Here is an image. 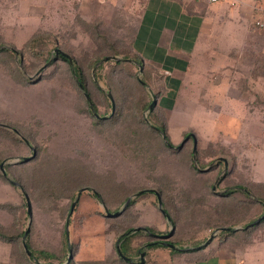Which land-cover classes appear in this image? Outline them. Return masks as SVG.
I'll use <instances>...</instances> for the list:
<instances>
[{
	"label": "rangeland",
	"instance_id": "1",
	"mask_svg": "<svg viewBox=\"0 0 264 264\" xmlns=\"http://www.w3.org/2000/svg\"><path fill=\"white\" fill-rule=\"evenodd\" d=\"M145 1L0 0V46L13 50L15 56L14 64L10 60H0V131L15 130L21 140L18 144L15 141L8 144L4 141L7 137L0 132V231L6 236H15L29 229L27 240L33 224L32 246L54 249L59 245L67 216L64 219L59 210L44 208L42 201L32 198L28 199L31 207L29 219L24 212L26 207L22 205L23 195L18 182L31 179L33 170L45 169L48 173L58 170L56 161L64 158L80 160L85 169L90 168L102 175L114 174L116 182L122 184L129 197L137 192L131 189L132 186L151 188L158 179H168L171 184L166 189L170 200L179 216L184 217L178 226L182 229V223L187 222L189 204L197 205L195 207L199 209L203 206L199 207L201 202L205 204L203 207L210 209L223 207L226 209L224 220L228 208L233 207L236 201L225 200L223 196L222 202V195L233 193L240 197L243 188L253 200L256 195H264V27L258 28L254 24L255 19H260L256 15L264 12V0H254L256 12L244 44L240 43L241 48L237 41L227 40V36L223 38V32L230 35L233 29L239 31V24L226 21L223 29V21L215 23L219 37L210 40L204 50L209 55L207 67L196 66L192 61L195 58H192L191 65L187 62L180 79H175L177 72L165 73L159 63L148 61L139 49L142 44L148 48L153 45V41L144 40L143 32L138 29L141 25L147 26L150 17L149 12L147 20L141 24ZM218 8L215 4L211 9L217 11ZM41 31H50L57 41V46H53L51 51L50 62L56 57L54 50L57 48L82 67L91 95L90 100L87 97L89 102L84 91L80 89L82 92L78 93L64 61L56 60L45 66L41 58L35 59L30 55L26 45L33 35ZM39 42L45 45L43 41ZM237 45L238 49L230 52V47ZM226 53L230 55L229 61L216 63L223 61ZM130 54H137L143 66L138 68L123 63L112 66L113 61L125 59ZM105 57H116L117 60L104 61L96 67ZM96 58L98 61L91 66ZM13 65L23 80L15 77ZM142 75L146 80L143 90L137 83ZM174 79L178 85L169 89ZM152 80L158 83L157 87L152 88ZM142 91L150 96L160 93L154 100L164 114L160 115L161 121L174 148L183 141L185 133H193L197 140L195 163L193 156L188 157L193 148L191 141L187 140L179 154L167 155L169 152L163 147L159 154L161 162L154 174L157 180L147 177V171L142 173L135 161L137 159L125 154V148L121 147L127 133L136 135L137 128L141 126L140 116L148 123L149 106L140 116L137 111L140 103L146 101L141 97ZM108 94L114 101V112L118 118L115 116L111 123L99 124L97 129L92 105L99 115L110 118L114 112H111ZM125 130L129 131L124 133ZM21 137L29 142L35 151L33 158L40 159V163L51 158L48 166L37 163L32 166L29 161L33 158L22 162V158L31 156L32 152ZM152 140L156 144L155 139ZM162 143L165 145L164 140ZM222 159L230 169L227 174ZM19 164L26 165V168ZM204 169L207 170L201 171ZM82 189L86 190L79 195L86 196L74 215L75 226L82 221L86 230L97 233L102 221L96 220L85 198L92 200V191ZM79 190L67 195H74V199ZM153 198L144 197L138 203L142 227L164 229V221L156 211ZM68 202V199L61 202V209ZM250 208L256 209L253 204ZM191 211L194 213V208ZM195 215L199 217L197 213ZM236 220L233 221L237 225L233 227L240 224ZM192 226H195L193 221ZM79 231V227L71 229L69 221V239L75 240ZM22 237L17 238L14 244L0 238V255L6 249L5 255L9 256L11 245L14 251L20 252ZM111 238L106 236L105 240L111 241Z\"/></svg>",
	"mask_w": 264,
	"mask_h": 264
},
{
	"label": "trees",
	"instance_id": "2",
	"mask_svg": "<svg viewBox=\"0 0 264 264\" xmlns=\"http://www.w3.org/2000/svg\"><path fill=\"white\" fill-rule=\"evenodd\" d=\"M39 41H43L45 45L43 46ZM53 46H57V41L56 38L52 35V33H50V31L48 32L41 31L40 33L33 35L26 45L30 55H33L35 59L41 58L45 64L49 61L51 51L53 50ZM5 59L7 61L10 60V62L14 64L15 63L14 52L13 50L7 48L6 46H0V60L5 61ZM56 60L64 61L68 65V69L70 70L72 76V83L76 86L78 93L84 91L90 100L91 95L90 92L87 90V86L85 83L86 81L84 80V76L82 74L83 73L82 67L79 64H77V62L74 61L73 58H71V63H69L68 60L61 55H57L54 58V60L50 62L49 65H51ZM96 61H98V58L92 61L91 66H93L96 63ZM120 63L131 65L133 67H138V68L143 66V63L140 57L137 56V54L136 55L130 54L125 59L113 61L112 66H118V64ZM13 66H14L13 73L15 77H17L18 80H21L22 75L20 74L19 70L15 68V65ZM96 70H98V68ZM94 83L96 84L95 81ZM137 83L140 86V89L143 90L144 85H146V80L144 75H142L141 79L139 80L137 79ZM80 86L82 89L80 88ZM96 89L98 92L99 88L96 87ZM142 93L143 94L141 95V97L145 98L146 101L140 103L141 104L140 109L137 110L139 112V116L140 114H142V112H144L148 108L149 105H151L153 101V104L151 105L148 111V115L146 117V119L148 120L147 122L149 124L144 122L141 119L142 116H140L139 123L141 126L137 128L138 131L136 135H132V133L128 134L127 132L129 130L127 131L125 130L124 133L126 132L127 135L124 136L123 142H121V147L123 149L125 148L124 149L125 154H129L131 158L137 159L135 161L139 164V168L140 170H142V173L145 174L148 172L146 174L147 177L151 176L157 180L158 178H156L154 174L156 173V170L159 168V164L161 162L159 157V154L161 153V149L163 147L166 148V151L169 152L167 153V155L174 154L173 152L178 153L180 151H183V146L188 141L192 142V140L189 139L188 141H186L181 148L178 149L174 148L169 142V139L166 135L165 124L164 122L161 121L160 115L163 116L164 114H162L159 111L160 108L159 104L158 103L156 104V100H154L159 96L160 93H156L151 96L147 93L145 94L143 91ZM139 101L136 102L137 105ZM92 106H93L92 107L93 112H95L94 114H92L93 121L95 122L97 129H99L100 126L99 124L102 123L105 124L106 122L111 123L114 120L115 116L118 118L117 112H114V114L108 119L104 118L105 115L103 116L99 115L96 112V108H94V105ZM1 134L4 137L5 136L7 137V139L5 138L4 141L5 142L7 141L8 144H12L14 141L15 144H18L17 142H21L20 137H18V135L14 132L3 131L1 132ZM187 134L189 133L184 134V138L187 136ZM24 135L25 134H23V137H25ZM151 137L155 139L154 141L156 142V144L153 143ZM163 140L165 145H163L162 143ZM188 157L189 158L192 157V152L188 154ZM49 159L51 158L48 157L46 161L40 163L39 162L40 159L33 158L32 160L29 161V164L35 166V163H37L42 166H48V161H51ZM18 166H23L24 168H26V165L24 164H19ZM55 168H58V170H53L52 173L51 172L48 173L47 170H45L44 168H43L44 170L42 169L41 170L38 169L35 171L33 170L31 179L29 180L23 179L22 181L19 180L18 188L21 190V194L23 195L22 205L24 207H26L24 196H26L29 200L30 199L32 200V198L33 199L37 198L39 201H42L41 203L44 206V208H50L51 210L52 209L59 210L60 213L64 215V219H65L70 207V202L74 197V195H67L68 192L71 193L72 191L82 188L90 189L92 191L91 198L95 201L97 200L102 202L109 213H115L117 210H119L120 206L129 197V194H126L125 190L123 189L122 184L116 182V177L114 174L107 173L102 175L96 173L95 171H92V169L90 168H89L90 170L85 169V165L80 163V160H76L75 158H64L57 160ZM229 171L230 169L227 168L225 174L229 173ZM158 180L156 181V184L151 188H146L142 185H136V186H132L131 189L136 190L137 191L136 193H138L139 191L153 189L160 195L162 210L167 214L170 220V224L174 228V232L173 234H171L170 238L166 240V244L181 246L185 248L181 250L172 249L171 253L173 254L188 252L186 251L187 248L197 247L206 240V236H204L202 239H193L191 237L190 238L178 237V235H180L181 232H185L184 229L185 227L189 233L191 232L194 233L195 231L197 232L198 230L201 231L203 229H208L209 231L207 233L208 235L209 233L213 232L215 229L218 228L227 229L233 227L234 225H237L234 223L233 221L234 219H237L236 220L237 223H240L239 226L246 227L264 214V195H256V199L253 200L248 195V193L245 192V189L243 188L244 192L242 195H240V197H238V195H233V193H230L229 195H222V197L223 196L225 197L224 198L225 200L228 199L231 201L232 199H235L236 201L233 207L228 208L227 215L224 216L223 221L219 219V213H220L219 211H221V208L223 209V207L210 209L203 207L205 206V204L201 202V205H199V207L201 208V206L203 205L202 206L203 210L201 211V213H199V210H201L202 208L199 209L198 207H195L197 205L192 206L189 204L187 205L188 213H187V218L185 219L187 221L186 222L187 225L183 222L182 225L184 228L180 229L178 226L181 222V219H184V217L182 218V216H179L178 214L179 212H177L172 201L170 200V195H168L169 191L166 189L168 185L171 184V182L168 181V179L166 180L162 178ZM148 182L150 183V181ZM147 194L149 193H142L136 196L135 199L129 202L125 210L119 216L106 217L101 212H98L102 217H104L105 222L108 225V230H110L115 234L116 240L117 242H119L120 252L126 258H131V259L137 258L139 254L142 251H144V249H152L156 247L167 248L166 246L155 245L154 242H156L157 238L149 235V234L165 235L168 233L167 229H165L162 232H157L154 228L144 227L146 233H143V231L140 230L131 235L122 237L123 234L128 233L129 231H131L136 227H139L137 225L139 216L136 213H133L132 209L135 203L139 199L146 197ZM66 199H68L69 202L66 204L64 209H61L62 208L61 202L65 201ZM251 204H253L256 207V209L250 208ZM77 205L74 209V213L77 209ZM189 206H191L190 209ZM191 208L192 209L194 208V213L192 212L193 210L191 211ZM197 209L199 210L197 211ZM225 210L223 209V212ZM195 213H197L199 217H197ZM197 218L199 219L198 221L195 220ZM24 219H26V217ZM192 221L195 226H192ZM70 222L71 223L73 222V215L70 219ZM263 222H264V218L260 220L259 224ZM197 225H199V227ZM32 226L33 224H31V231L26 240V248L31 252L32 257L41 264H63L64 261L66 260L67 247H68L66 240V233H65V224L62 227L60 243L54 249L38 248L31 245L30 236L32 234L31 233ZM255 227L256 225L247 228L245 231L240 230L237 232L246 233L245 235H247L251 232V228L254 229ZM176 229H179V232L177 233L178 235H176L175 233ZM237 232L223 230L222 232H220L219 236L224 239L234 236V234ZM183 234L185 235V233ZM22 235H23L22 231H20L18 235L15 236L12 235L6 236L0 231V238L4 241L9 242L10 244H14L17 241L16 240L17 238L21 239ZM11 248L12 249L10 252V256L12 258H15L17 262L20 260L21 263H24L23 260H28L22 249V246H20V252L14 251L13 245H11ZM71 248H73V245H71Z\"/></svg>",
	"mask_w": 264,
	"mask_h": 264
},
{
	"label": "crops",
	"instance_id": "3",
	"mask_svg": "<svg viewBox=\"0 0 264 264\" xmlns=\"http://www.w3.org/2000/svg\"><path fill=\"white\" fill-rule=\"evenodd\" d=\"M254 3V0H225L222 3H217L219 8L217 11H214L211 8L212 5L215 4H208L202 0H146L142 11L141 24L145 22L146 15L149 12L150 17L148 19L147 26L141 25L138 29L143 32L144 40L153 41V45L148 48V46H144L142 44L139 46V49L144 52L148 61H155L159 63L165 73L169 72L171 74V72H177L178 77L174 75L175 79H180L187 66V62L189 63L192 58H195L192 61L196 63V66L202 65L201 67H204V65H207L209 55L207 53L205 54L204 50H206L210 40L219 37V30L215 29V23L218 24L223 21V29L226 21H229L231 24H239L240 28L237 29L239 31L233 29L230 35H226L225 32H223V38L227 36V40L237 41L241 48V45L244 44V41L248 36V27L251 19L254 18ZM258 17L264 23V12L259 13L258 16L256 15V18ZM138 29L137 31L139 32ZM212 36L214 37L211 38ZM238 45L236 47L231 46L230 52L234 51V49L237 50ZM229 53H226V58L223 61L218 60L216 63H227V61H229ZM220 64H218V66ZM175 79L174 82L172 81L171 88L169 89H173L176 85H178V82L176 83ZM152 83V88L158 86V83L154 80H152ZM160 99L163 100L164 98ZM145 193L153 194L150 192ZM84 196L86 195L78 196L76 202V205L78 203L77 209L83 203L82 202L80 204L82 199H84ZM149 196L154 197L153 199L155 200L154 204L156 205V211L159 213L165 224L164 229H160L157 226L154 229L157 232H162L165 229L169 231L171 227L173 234L174 228L170 224V221H167L158 209L156 195H147L146 197ZM85 198L87 199V204L91 205V210H93L92 213L95 214L94 217L96 216V220L102 221V224L100 225V228L98 229L99 232L97 233L86 230L82 221L75 226L74 215L77 214V209L75 213L73 210L70 216L71 219L73 215L71 229L79 227L80 231L77 232L76 239L72 241L69 239L70 234L68 233V227L66 228L65 225L66 240L68 244L66 259L69 252L72 256L68 264H264V222L259 224L260 221L252 225H256V227L254 229L251 228V232L247 235H245L246 233L237 231H245L247 228L252 226H235L227 229L218 228L208 235V229H203L201 231L198 230L194 233H189L187 229H185V232H181L180 230V235L177 234L179 229H176L175 233L180 238L191 237L193 239H202L206 236V240L197 247L187 248L186 251L188 252L185 253L173 254L171 253L172 248L170 247H156L152 249H144V251H142L145 253L142 262L139 256L132 259L127 258L129 259L128 261L124 260L119 257L117 253L116 245L119 244V242H117L115 234L108 230V225L106 224L104 217L98 213L101 212L106 216L102 207L104 206L103 203L97 200L88 199L87 197ZM135 198L136 196L131 200ZM142 199L143 198L139 199L132 209L133 213H136L138 216L140 214L138 210V203ZM220 199L223 202V197ZM219 212V219L223 221V209L221 208V211ZM81 216L83 215H80L79 217ZM137 225L139 227L136 228H144L142 227L140 217L137 221ZM223 230L235 231L237 233H235L234 236L223 239L219 236L220 232ZM143 233L146 232L143 231ZM183 233H185V235ZM105 235L111 236L112 240L106 241ZM211 236L212 238L209 242H207ZM158 241L159 240L157 239L156 242ZM24 243L26 246V238ZM71 245H73V248H71ZM21 246L25 253L23 240ZM183 248L184 247L181 246H175L174 249L181 250ZM2 252H4V254L0 255V264H41L32 257L30 251V256H27L25 253L28 260H23L24 263H21L20 260L17 262L16 259L12 258L10 255L6 256V249H3ZM65 262L66 260L63 264H66Z\"/></svg>",
	"mask_w": 264,
	"mask_h": 264
},
{
	"label": "water",
	"instance_id": "4",
	"mask_svg": "<svg viewBox=\"0 0 264 264\" xmlns=\"http://www.w3.org/2000/svg\"><path fill=\"white\" fill-rule=\"evenodd\" d=\"M54 55H55V56H57V55H61V56L65 57V58L68 60L69 63H71V58H70L67 54L61 52L59 49H55V50H54ZM108 60H117V58H116V57H105L103 60H101L99 63L96 64V67H97L98 65H100L102 62H104V61H108ZM49 64H50V60L46 63L45 66H48ZM80 88H81V86H80ZM81 89H82V88H81ZM108 98H109V100H110V102H111V112L113 113V112H114V109H115V104H114V101H113V99H112V97H111L110 94H108ZM86 99H87V101H88L87 96H86ZM88 102H89V101H88ZM152 103H153V101H152ZM152 103H151V104H152ZM150 107H151V105H149V108H150ZM105 118H106V117H105ZM14 133L17 134V132H16L15 130H14ZM21 139L24 141V143H25L27 146H29V148H30V150H31V152H32V155H31V156H29V157H25V158H22V162H26V161H28V160H30L31 158L34 157L35 151H34V149L31 147V145L29 144V142H28L27 140H25V139L22 138V137H21ZM189 139L192 140V146H193V148H192V156H193L192 159H193V161H194V163H195L196 138H195V136H194L192 133L187 134V136H186V137L184 138V140L179 144V146L176 147V149L181 148V147L183 146V144H184L187 140H189ZM222 162H223V164H224L223 166H224V171H225V170L227 169V163H226V161H225L224 159H222ZM0 168H2V165H0ZM206 170H207V169H204V170H201V171H206ZM12 185L17 186V184H16L15 182H12ZM85 190H86V189H81V190H79L78 193H77V195H76L75 198L73 199V201H72V203H71V205H70V208H69L68 214H67L66 228L68 227L69 219H70V216H71V214H72V212H73V210H74V207H75V205H76V202H77L78 196H79V194L85 192ZM214 190H215V187L213 186V187H212V191H214ZM145 192H150V193H153L154 195H156L158 209L161 211V213H162L163 216L167 219V221H170V220H169V217L167 216V214L162 210V203H161L160 196H159V194H158L155 190H144V191H139L138 193L134 194L132 197H129L128 199H126V201L124 202V204L122 205V207H121L119 210H117L115 213H109V212L107 211V209H106L104 206H102V207H103V210H104V212H105V214H106V216H118V215H120V214L125 210V208L127 207V205L129 204V202L131 201V199H132L133 197H135V196H137V195H140V194H142V193H145ZM24 197H25V203H26V213H27V215H28V218L30 219V217H31V207H30V203H29L28 198H27L26 196H24ZM262 218H264V214H263L260 218H258L256 221H254L253 223L249 224L248 226H252L253 224L258 223ZM140 230H141V231H145L144 228H135V229L129 231L128 233L123 234V236L130 235V234L135 233V232L140 231ZM228 230H230V229H228ZM28 231H29V229H26V231L23 233L22 240H23V248H24V250H25V253L27 254V256H30V252H29V250H27V248H26V246H25V243H24V240H25V238H26V236H27ZM172 231H173V230H172V228H171V229L168 231V233L165 234V235H154V234H149V235H150V236H154V237H156V238L159 240L158 242H154L155 245H164V246H167V247H170V248L174 249V248H175L174 245L166 244V240L170 238V236H171V234H172ZM123 236H122V237H123ZM211 238H212V236L207 240V242H209V240H210ZM145 247H146V246H145ZM116 249H117V253H118L119 257H121V258H123L124 260H127V261L129 260V259L125 258V257L121 254V252L119 251V244L116 245ZM144 254H145L144 252H141L140 255H139V258H140L141 262H142V260H143ZM71 258H72V256H71V253L69 252L68 257H67L65 263L68 264V263L70 262Z\"/></svg>",
	"mask_w": 264,
	"mask_h": 264
},
{
	"label": "built area",
	"instance_id": "5",
	"mask_svg": "<svg viewBox=\"0 0 264 264\" xmlns=\"http://www.w3.org/2000/svg\"><path fill=\"white\" fill-rule=\"evenodd\" d=\"M208 4H217V3H222L225 0H202ZM254 24L255 26H257L258 28H263L264 27V23L263 21H261L260 19H255L254 20Z\"/></svg>",
	"mask_w": 264,
	"mask_h": 264
}]
</instances>
